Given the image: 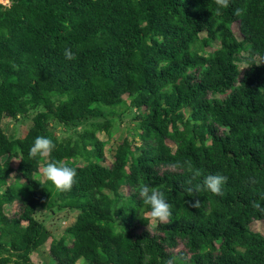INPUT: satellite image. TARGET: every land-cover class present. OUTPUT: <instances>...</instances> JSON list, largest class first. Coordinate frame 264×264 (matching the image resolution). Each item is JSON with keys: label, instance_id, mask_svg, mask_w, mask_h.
<instances>
[{"label": "trees", "instance_id": "trees-1", "mask_svg": "<svg viewBox=\"0 0 264 264\" xmlns=\"http://www.w3.org/2000/svg\"><path fill=\"white\" fill-rule=\"evenodd\" d=\"M215 9L214 0L0 1V264H34L33 254L42 264H264V236L250 228L264 224L252 206L264 208V0ZM118 107L137 113L135 133L106 166L97 134L112 135ZM28 114V131L8 138L2 120ZM38 136L56 145L49 159L76 169L70 191L36 178L48 162L29 156ZM209 174L227 177L223 196L186 191ZM141 183L163 191L171 222L151 223ZM39 210L74 220L57 236Z\"/></svg>", "mask_w": 264, "mask_h": 264}, {"label": "clouds", "instance_id": "clouds-1", "mask_svg": "<svg viewBox=\"0 0 264 264\" xmlns=\"http://www.w3.org/2000/svg\"><path fill=\"white\" fill-rule=\"evenodd\" d=\"M216 5V15L222 14V9H227L230 6V0H214ZM243 9L237 8L234 10V15L240 16L243 14ZM64 57L66 60H75L76 54L70 48L64 50ZM55 143L52 139L45 136H38L35 138L33 145L30 147L29 156L32 158H43L48 162L42 168V176L46 181L51 182L56 190L60 192L70 191L77 183V171L74 167L68 164L49 159L52 156ZM181 165H174L173 167H180ZM186 170L191 173L192 179L201 177V170L193 168L191 164L187 165ZM191 185V180L188 182ZM227 183V177L220 174H209L203 177L202 183H197L186 188L189 193H198L203 190L210 191L213 195L223 196L222 186ZM139 197L143 204L149 206L148 216L155 223L167 224L172 219V206L166 201L163 191L158 187H150L141 183L138 190ZM188 206L192 209H199L201 201L197 198L195 200L187 201ZM253 208L264 212V208L259 203L253 202ZM168 264H172L171 261Z\"/></svg>", "mask_w": 264, "mask_h": 264}, {"label": "rangeland", "instance_id": "rangeland-1", "mask_svg": "<svg viewBox=\"0 0 264 264\" xmlns=\"http://www.w3.org/2000/svg\"><path fill=\"white\" fill-rule=\"evenodd\" d=\"M0 1H8V0H0ZM232 31L235 35V37L238 40H241L242 37L239 33L238 30V23H234L232 25ZM212 50V49H211ZM241 69H246L245 64L240 65ZM118 115L116 116L117 121L114 123V128L112 131V135L108 137V135L105 132H100L97 134V137L105 143V146L103 148L104 151V157L101 160V163H103L106 166H109L113 153H114V148L117 144H119L124 138H133V134L135 133V123L132 120V117L137 114L135 111H130L126 112L123 114V108L118 107ZM189 113L188 110H185L184 114L187 115ZM32 117L33 114H28L27 116H18L17 118H9L6 117L2 120V129L5 135L8 138H18L22 137L30 128L32 124ZM50 130L58 137V139H63L66 137V133L63 132V128L58 125H53L50 126ZM68 135V134H67ZM134 140L139 144L140 141L138 137L134 136ZM170 146L173 147V145L169 142ZM4 161V159H3ZM78 165H83L82 161H77ZM18 165V159H12L10 162V166L14 169H16ZM42 168L38 171L36 174V178L40 179L41 181L44 180L42 176ZM14 178L13 176L9 177V181H12ZM5 188V187H4ZM123 192L126 194L127 190L126 188L122 189ZM19 209V204L18 203H13L11 205H8L5 207V212L7 216H12L15 214ZM148 216V215H146ZM36 218L44 222L46 227L51 229L55 235L59 236L61 232L74 220V214L68 212L67 210L64 211H58L55 210V212H49V211H44V210H39L36 213ZM153 224L154 222L151 221ZM251 231L255 233H259L262 236H264V224L262 221H254L250 225ZM181 245H178L177 249H175L174 252H177L178 250L181 249ZM31 260L33 261L34 264H42L40 262L39 257L36 254H33L31 256ZM42 260V259H41Z\"/></svg>", "mask_w": 264, "mask_h": 264}]
</instances>
